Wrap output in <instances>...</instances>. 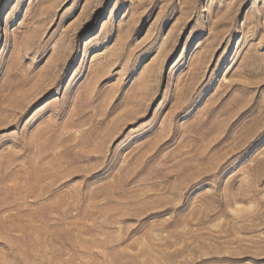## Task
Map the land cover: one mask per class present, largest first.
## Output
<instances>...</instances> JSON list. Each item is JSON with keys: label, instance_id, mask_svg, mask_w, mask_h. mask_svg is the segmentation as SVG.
<instances>
[{"label": "rangeland", "instance_id": "1", "mask_svg": "<svg viewBox=\"0 0 264 264\" xmlns=\"http://www.w3.org/2000/svg\"><path fill=\"white\" fill-rule=\"evenodd\" d=\"M0 264H264V0H0Z\"/></svg>", "mask_w": 264, "mask_h": 264}]
</instances>
